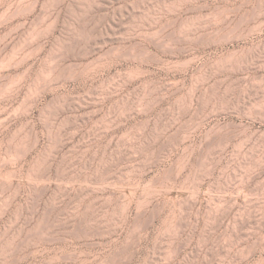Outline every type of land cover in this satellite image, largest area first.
Masks as SVG:
<instances>
[{"label": "rangeland", "instance_id": "rangeland-1", "mask_svg": "<svg viewBox=\"0 0 264 264\" xmlns=\"http://www.w3.org/2000/svg\"><path fill=\"white\" fill-rule=\"evenodd\" d=\"M0 264H264V0H0Z\"/></svg>", "mask_w": 264, "mask_h": 264}]
</instances>
